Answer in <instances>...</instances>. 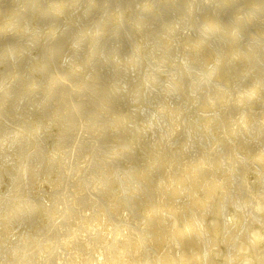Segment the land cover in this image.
<instances>
[{"label":"bare ground","instance_id":"obj_1","mask_svg":"<svg viewBox=\"0 0 264 264\" xmlns=\"http://www.w3.org/2000/svg\"><path fill=\"white\" fill-rule=\"evenodd\" d=\"M116 1L0 0V264L52 260L50 219L64 193L57 160L74 126L63 96L74 80L101 98L80 102L92 121L83 132L122 153L108 162L87 149L86 172L74 173L65 264H264V0ZM167 5L165 19L157 10ZM163 27L171 38H159ZM173 27L193 35L178 43L184 33ZM223 30L236 69L216 48ZM150 49L162 50V65ZM108 61L125 66L127 83ZM198 80L212 82L210 97L186 98ZM150 137L146 161L137 148ZM90 209L86 220L117 242L84 236Z\"/></svg>","mask_w":264,"mask_h":264},{"label":"rangeland","instance_id":"obj_2","mask_svg":"<svg viewBox=\"0 0 264 264\" xmlns=\"http://www.w3.org/2000/svg\"><path fill=\"white\" fill-rule=\"evenodd\" d=\"M134 8H136V7H133V9ZM170 8H172V7H169L167 5V8L166 7H162V9L157 10V12L158 13H161L162 18L168 19L165 16H169L173 12V11L170 12ZM133 9H131V11H132L131 14H134V18H136V15L138 13L137 11H139V10L136 11V9H134V11H133ZM137 9H140V7L137 8ZM167 9H168V11H167ZM166 11L169 12V13H167ZM208 11H209V9H207V8L199 11L198 16L196 17L198 19H195V20H197V21L199 20L200 21L201 20V17H203V14L205 12H208ZM133 12H136V13H133ZM164 12H166L167 14L164 13ZM139 14H140V11H139ZM141 18H143V17L141 16L139 19H141ZM186 21H187V19L185 20V22ZM187 25H190V24L187 23ZM176 30H178L179 32L177 33ZM166 32L167 31L164 30V27H163L161 33H159V35H160L159 38H163V39L164 38H171L169 36L170 33H168V32L166 33ZM190 32L191 31H188L186 28L182 29V28L173 27L171 29V33L175 37L180 36L181 33H184V34L181 35L183 37H181L182 39H179L178 40V43L179 42L180 43H183L185 41V38L186 37H184V36H188V35L191 36L192 32L191 33ZM223 32H224L223 33V38H222V40L219 41V43L216 46V48L218 50V49H220V47H222L223 48V51L227 50L226 57L227 56L230 57V59L233 62L232 63L233 64V69H236V42L233 41L228 36V32H225L224 30H223ZM178 34H180V35H178ZM145 35H147V34H145ZM149 40H151V39L149 37H147L146 41H149ZM190 41L191 42L189 44L192 45V46H203L204 45V41H201L200 40L198 42V40L196 38L190 39ZM175 43H176L175 44L176 47H177V45L179 47V49L177 47L178 52H179V50L181 52V46H180V44H177L176 41H175ZM160 48H162V45H161V47H159V49ZM222 48H221V50H222ZM159 49H156V50L155 49L154 50H151L150 49L149 52H148V56L154 55V60L157 62V64L158 65H162V63L160 62V57L162 56V52H161L162 50H159ZM124 50L127 51V48H124ZM125 51H124V53H125ZM178 52H177L176 57L179 59V57L181 55L179 56ZM120 60H122V59H120ZM67 61L68 60H66V63H67ZM117 63H119V62H117ZM117 63H114L113 64L111 62L109 63V61H108V63L107 64H104V66H106V68H107L109 66V64H111L112 67L114 66L113 68H116L115 65ZM166 63L169 66V63L168 62H166ZM120 64H117V67ZM225 64H227V62ZM121 66H122V69H120ZM216 66H217V64L215 63L214 64V67L216 68ZM124 67H123V64H121L117 69H119L118 71L120 72V71H122L124 69ZM110 69H108V70H110ZM161 70H163L164 72H166L164 74V77H166L167 76V70H168L167 67H163ZM161 70L160 69H157V71L160 72V74H163V72ZM212 71L210 72L211 75H213V72ZM214 72H216V69L214 70ZM233 73H234L233 77L236 80V72L233 71ZM98 74H99V72L93 73V76L91 77V79L93 80V78H96V77L99 78ZM120 74H121L120 77H122L124 79L126 78L125 81L127 83L128 82V78H129L127 76H128L129 73L127 75H125L126 73H124V71H123V72H120ZM123 76H125V77H123ZM131 76L133 77L134 74H131ZM229 77H230V75H229ZM122 78L119 79V77H118L119 80L118 79L117 80L120 81V80H122ZM99 80L100 81H96L95 80L94 81V85L96 83L102 84L101 83V79H99ZM125 81H123V82H125ZM170 83L173 84L171 81L166 80L165 85L167 87H169V88L172 89L173 86ZM211 83L212 82L209 83V82H203V80H198L197 81V85L199 87L196 88L193 91L186 90L184 92V95H185L186 98L188 96H194V97H196V96H198V94L199 95L203 94L206 97H210L211 86H212ZM65 84L67 85L66 86L67 87V91H66V94L63 96V101L64 102H67L66 105L68 107L74 109V126L75 127L73 126V128L70 131L67 132V137L64 140H62V142H61L62 148L59 151V152H61V154H60V156H58L59 159L57 160L59 166H57L56 168L58 169L59 175L62 178L61 181H60V183H61V189L64 191V193L61 195L59 201L56 204H54V207H55L54 214H53V216L50 219L52 221L51 230L48 232V236H50V240H48L49 253L52 254V260H51L50 264H65V262H67V260H68L69 250L66 248L65 244L67 245V243L69 241V237L71 235V229L69 227V223L73 222V220L70 218V214L66 212V209H68L70 211L71 208L74 207V206H71V201H72V198L74 197V191H75V188H77V186H76L77 185V180L74 177V173H76L78 171V169H79V173H81V174L83 172H86V170H87L86 169V161H87V158L85 157V154L87 152V149H89L90 151L92 150L91 152L92 153H95V156L93 157L94 159H97V158L100 157L101 159L106 160L108 162H111L112 161L114 155H117L119 157L118 154H121L122 153V151H119L120 153L119 152L114 153L113 150L116 149V148H119L118 147L119 145L117 143L107 144L106 145L104 143H100V142H97V141L92 140V137H93L92 132H91V134L90 133L83 132L82 124L88 125V124H91L92 121H86V118H85L86 109H89V105L87 104V107L84 106V108H82V107H80V102L82 104H85V100H92V98H96V99L100 100L101 98L97 94H95V95L92 94L91 93V90H92L91 88H90L91 90H89V88H87L84 85L78 84L75 80L72 81V82H65ZM202 84H203V86H201ZM91 95H93V96L91 97ZM199 97H197V98L199 99ZM215 100H217V99L215 98ZM49 101H52V100H49ZM209 101H208L209 104H211V105L216 104L217 105V101L215 103H214V100H209ZM53 108L54 107H52L51 109L53 110ZM51 109H49V111H52ZM86 116L87 117H91L89 115H86ZM1 120H3L2 119V116H0V121ZM25 121L27 122V120H23V122H25ZM51 132H53V131H51ZM24 134H26V133H24ZM25 136L28 137L27 134ZM90 136H91V138H90ZM150 138H147V139L144 138L142 140V141H144L143 144L145 142L146 143H149L150 146L148 144L147 145H148V147H150V149H148V147H146V144L140 145L141 147L138 146V148H137V150L139 152L138 154L141 155V157L138 156V158H137L138 160H139V157H140V159L142 157H143L142 159H145L144 157L146 156V154H143L142 155V152L143 151H141V150H147V152L148 151H152V150L155 151L152 148L153 146L151 144H153V145L155 144L156 145L157 144L156 143L157 141L154 140L155 137H150ZM75 139H78V141H75ZM142 146H145V149ZM145 160L147 161V157H146ZM145 160H143V161H145ZM124 161H126V159H124ZM120 163H121V167L125 165L124 162L123 163L122 162H119V164ZM65 166L68 167L69 172H67L65 170ZM160 172H161V170L159 169L158 174H160ZM156 177H157L156 174L155 175L152 174L151 181L153 180V182H157V181H159L161 179V176H158L159 178H156ZM38 180H40V179L38 178ZM26 182H30V181H26ZM35 186L36 185H32L30 183V188H32V189H29V188L27 189V190H29L28 191V194L31 195V193L34 191L33 189L35 188ZM113 188L116 189V191L118 190V186L113 187ZM41 190H39V192L43 195V193L41 192ZM124 194L130 195L129 191H125ZM137 198H140V197L137 196L136 199ZM149 199L150 198H147V200H149ZM175 199L177 200V198H175ZM139 202H141V203H139ZM135 203H137V204H134V205L136 207H138L137 209L139 210V208H140L139 206H141L143 204V202L142 201H138V199H137V200H135ZM144 206H146V205L144 204ZM91 212H93V211H91V209H90L85 214L82 213V215L85 217L84 220H83L84 222L81 224L82 229L84 230V236H87V237L90 238V237H93L94 234L97 232L96 238L103 239V237H107L108 240H110V238H111L113 241H116L117 242L118 240H114L113 237L110 236L111 234L109 233V231H107V230L102 231L101 228L99 229V227L95 226L94 225V222H91V220H92L91 218H89L88 221L86 220L90 216ZM139 212H140V210H139ZM136 213H138V211H136ZM103 214L106 215L107 212H104ZM134 214H135V212H134ZM123 223H124V221L121 222L122 225H123ZM132 224L134 225L133 222H132ZM16 230H18V229H16ZM106 232H107V234H106ZM118 233L119 234H124L123 231L122 232H119L118 231ZM102 243H104V242H102ZM148 250H150V247L148 248ZM104 251H105V249H104ZM106 252L107 251H105V253ZM107 255H108V253H107ZM134 257H135V259H137V254H134ZM95 262H96V260H95ZM97 262L100 263L101 261L98 260ZM136 264H138V263H136ZM141 264H143V263H141Z\"/></svg>","mask_w":264,"mask_h":264}]
</instances>
